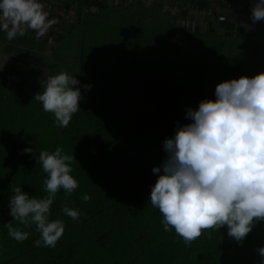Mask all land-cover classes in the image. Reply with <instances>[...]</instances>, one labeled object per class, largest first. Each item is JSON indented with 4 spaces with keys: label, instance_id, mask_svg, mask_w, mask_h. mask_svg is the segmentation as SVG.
<instances>
[{
    "label": "trees",
    "instance_id": "obj_1",
    "mask_svg": "<svg viewBox=\"0 0 264 264\" xmlns=\"http://www.w3.org/2000/svg\"><path fill=\"white\" fill-rule=\"evenodd\" d=\"M98 6H105L101 10L102 16L90 14L87 15L89 21L84 22L79 79L82 99L80 111L71 119L75 122L78 118H87L91 125L72 129L74 139L69 132L66 139L60 141L63 132L55 126L54 116L52 130L40 135L32 132L35 118L28 117L27 111L7 109L0 112V264L21 262L22 259L31 261L29 264H133L136 255L133 250L129 251L128 244L132 239H140L132 237L139 234L149 216L145 211L149 208L154 211L150 193L158 175L163 174L162 171L153 174L152 169L159 168L167 158L163 142L174 137L170 133L169 116L177 112L182 117L180 121L190 124L192 121L186 119L187 110H197L204 100L215 101L218 84L264 73V21L256 22L258 32L253 41H245L229 35V30L233 29L232 21L221 25L225 34H201L198 27L193 31L187 27L189 23L184 14L162 15L153 6L138 3L130 9L134 18L128 19L122 7L110 9L105 3ZM207 6L208 2H198L199 8ZM178 19H183L184 24H176ZM168 22H174L175 26L171 27ZM60 23L52 38L70 35L67 27L72 26L64 25L62 19ZM156 40L172 47L168 49L172 62L167 61L158 69L145 52L147 47L154 52ZM132 56L135 58L129 59ZM139 58L148 61L147 71ZM83 85L92 87L85 91ZM24 89L20 90L24 96L38 93L34 86L28 85ZM34 102L39 109L40 103ZM147 105L152 111L144 108ZM159 105H166L170 111L165 115L155 112ZM138 118L143 121L139 122ZM121 123L130 126L126 132L127 147L138 159L131 164L124 163L121 170L110 169L104 164L107 159L116 158V155L108 154L114 136L118 135L111 134V130H116ZM154 125L159 128V133L153 137L150 130ZM57 147L65 154L73 155L74 162L81 167L76 171V166L71 165L70 175L79 186L70 197L63 193L62 199L75 204L74 209L80 212L79 219L73 220L63 212L58 217L57 214L49 217L50 221L61 219L65 225L64 234L55 248L34 246V241L40 238L35 225L26 228L13 222L21 231L30 232L27 240L17 242L9 237L4 227L12 220L8 207L9 197L13 194L11 190L21 187L23 193L33 196L44 178L38 162L39 153L44 150L52 153ZM25 148L33 151L25 153L27 165L24 168L28 169L23 171V168H17L15 156L20 157ZM85 194L90 196L87 202L82 199ZM55 200L57 203L58 199ZM153 224L151 226H155ZM218 230H204L199 239L217 246ZM227 233V229L221 231L222 239L231 244L234 238ZM37 253L41 258H36ZM30 254L34 257H27Z\"/></svg>",
    "mask_w": 264,
    "mask_h": 264
},
{
    "label": "clouds",
    "instance_id": "obj_2",
    "mask_svg": "<svg viewBox=\"0 0 264 264\" xmlns=\"http://www.w3.org/2000/svg\"><path fill=\"white\" fill-rule=\"evenodd\" d=\"M250 11L253 23L264 21V0H255ZM48 15L40 0H0V31L6 33L7 41L27 30L42 37L57 23ZM80 87L79 80L61 71L48 76L43 91L33 99L45 112L54 114L56 127L66 128L80 111ZM82 87L88 91L92 86ZM214 94L215 101L204 100L197 110H187L186 119L192 123L179 127L173 138L163 142L167 158L152 169L153 174H163L151 189V206L162 214L164 230L174 229L186 246L202 231L224 226L228 236L239 242L251 232L254 221H264V73L222 82ZM73 161L74 156L60 147L52 153H39L47 195L37 199L23 193L21 187L11 190L8 207L12 220L4 225L9 237L23 242L30 235L13 222L26 228L34 224L40 233L34 246L56 247L65 225L61 219L50 221V209L60 190L70 197L79 186L70 175ZM82 199L87 202L90 196L85 194ZM62 212L73 220L80 216L67 200ZM257 251L264 258V247Z\"/></svg>",
    "mask_w": 264,
    "mask_h": 264
},
{
    "label": "rangeland",
    "instance_id": "obj_3",
    "mask_svg": "<svg viewBox=\"0 0 264 264\" xmlns=\"http://www.w3.org/2000/svg\"><path fill=\"white\" fill-rule=\"evenodd\" d=\"M85 4L94 6V7H96L97 5V4H94L93 2L91 4L90 0L88 1V3L86 2ZM99 21L100 20H98L97 22ZM153 22H154L153 24L156 25V22L155 21ZM247 22L251 25L252 28H254L255 23L251 21L250 17L247 18ZM149 23L148 24L146 23V24L149 25ZM168 23L171 27L175 26L174 22L173 23L168 22ZM175 23L179 25V22L175 21ZM180 24L182 23L180 22ZM74 37H77L76 33L73 34V38ZM78 39H80L79 36L76 38V40ZM247 39L249 40V37H247ZM250 41H253V40L250 39ZM153 48H154V52H150L151 49L149 47L145 48V52L148 53V56L150 57L151 62L155 68L158 69L159 67H163L164 63H166L167 61L168 62L171 61L168 55V49H171L172 47L168 45L166 46L163 42L156 40ZM132 58H135V57L132 56L129 59H132ZM148 59L149 58H147V60ZM139 61L145 65L143 69H145L147 65H149L148 61H146L145 58H139ZM154 67H153V70H154ZM166 68L167 70L168 68L170 69V67H166ZM150 70H152V68H150ZM144 71H147V69H145ZM148 73L150 72L148 71ZM102 96H104V93H102ZM33 101L35 100L33 99ZM30 105H32V107H22L21 110L27 111L26 113H28L27 114L28 117L29 115H32V117L35 118L34 125L31 126V128L33 129L32 132L42 135L41 133H44L49 129L52 130L51 125H52L54 114L45 112L42 108L41 103L39 105L40 106L39 109H38V106L35 104V102L31 103ZM148 107L149 105L145 106L144 108L149 111H152V108L151 107L148 108ZM168 111H170L169 107H167L166 105L165 106L159 105V108H157L155 112L165 115ZM175 113L176 114H173V116L172 114L171 116H169V121H171L170 127L172 128L173 132H176V130L179 127L187 125L186 123L180 121L182 119L181 115H179V113L177 112ZM12 117H11V120L13 121ZM28 117H26V119H28ZM136 119L134 120L137 121ZM38 120L40 121L38 122ZM138 120L139 122L143 121L141 118H138ZM72 123H75L76 126H74ZM86 124L91 125V120L87 118L86 119L78 118L77 120H75V122L70 121L69 125L66 128L59 127V132L61 133L63 132L62 134L63 136L60 135V141L65 140L66 134H68L69 132H70V135L72 136L71 139H74L73 135L75 132L72 129L74 128L78 129L79 127H83V126L86 127L87 126ZM156 126L157 125H154L153 130H150V135L153 137L155 136V133H159V128ZM129 128H130L129 124L121 123L119 127H117L116 130H113V129L111 130V134L115 135V133H118V135L114 136V142L110 150L111 152L108 155H111L112 153L113 155H116V158L107 159L105 161L106 164L102 162V164L106 165L107 168H110V169L117 168L121 170V168L122 167L124 168L125 166L124 163L131 164V162H133L134 159H138L137 155H135L133 151L127 147L129 143H128V136L126 135V132L129 130ZM54 129L55 128H53V130ZM172 131H170V133L174 136V133ZM105 136L107 137L108 133ZM121 137H122V140H121ZM17 145H14V146H17ZM20 154H21L20 157L15 156L17 163H18L17 168H23L22 170L24 171V169L25 170L28 169V167L24 168V166L27 165L26 164L27 160L25 156L26 154L25 152L20 153ZM22 159L26 161H21ZM86 164H88V162H86ZM71 165L76 166L74 167L76 171L81 170V167H79L78 162L75 163L73 161ZM137 165H139V163ZM72 171H73V167H72ZM45 178H46V174L44 173V178H42V184L38 183V187L35 188V193H33V196L28 194L29 197L31 196L33 198L35 197L39 199V197L43 198L44 196L47 195L43 190V181ZM40 181L41 179H39V182ZM87 187L88 189L91 188L90 186H87ZM63 193H64L63 190H60L57 193L55 199H58V202L56 203V200L54 199L53 204L51 205V209H50V213H51L50 216L54 217V215L57 214V216L56 215L55 216L58 217V214L60 215L62 213V208L66 201V200L64 201L62 200ZM67 203L70 208H73V209L75 208V204H70L69 202ZM146 212L147 213L149 212V216L146 218L143 224L141 223L142 228L139 234L137 233V235L132 237V238L137 237L140 239L134 240V241L132 239L131 242H129L128 244L129 251L131 250L132 252L133 250V253H135L136 255L133 259L134 261L133 264H262V260H264V258H262L257 251L259 248L264 247V221H254L251 232L248 233V235L242 241H239V242L234 239L232 240L231 244L230 243L226 244L227 242L223 241L222 239L223 237L221 236V231H224L225 229H227V227L224 226L220 228V230H218L220 231V233L218 234L219 244H217V246L214 243L211 245L210 243L207 244L204 241H201L199 239L200 237L194 240L190 245L186 246L183 239L175 233L174 229L167 231V232L164 230L161 224V220L163 219V217L158 209L154 208V211H152V209L149 208L148 211L147 210L145 211V214ZM153 222L155 223V226H151V224L154 225ZM44 253L45 252H43V255H45ZM35 256L36 258H39V257L41 258V256L38 253ZM27 257H34V255L30 254V255H27ZM30 262L31 261H26L25 259L24 260L22 259L21 262L16 260L15 263H10L8 261L7 264H29Z\"/></svg>",
    "mask_w": 264,
    "mask_h": 264
},
{
    "label": "crops",
    "instance_id": "obj_4",
    "mask_svg": "<svg viewBox=\"0 0 264 264\" xmlns=\"http://www.w3.org/2000/svg\"><path fill=\"white\" fill-rule=\"evenodd\" d=\"M88 1L82 0L80 2L82 5H79L78 1H74L69 12L71 15L69 24L72 27H67L70 29V35L67 37L60 36L52 39L36 40L30 36L18 35L14 40L7 41L6 33L0 31V112H4L7 109L20 112L22 107H32L30 104L34 103V95L30 96L27 94L24 96V93L21 94L20 90H25L24 88L30 85L34 86V88L36 87V91L41 92L43 91V81L50 75L65 71L77 80L80 79L83 57L81 43L83 28H86L84 24L87 22L85 20L89 21L87 17L90 14L102 16L101 10L105 7L86 5L85 3H88ZM254 3L255 0H251L250 6L248 5L244 9L236 12L233 10L226 12L224 22L206 18L197 23H189L187 27L192 31L195 27H198V32L201 34L214 32L225 34V30L221 28V25L232 21L234 23L233 29L229 30L228 33L233 39L246 41L248 40L247 37H249L248 41L250 39L253 40L255 38L254 34L256 35L258 32L257 25L255 23L254 28H252L245 19L250 17V10ZM117 4L116 1L106 3V7L115 9L118 7ZM136 4L138 3L123 9V13L128 19L133 18L130 15V9L134 8ZM243 14H245L244 19L242 18ZM80 19H84V21L82 22ZM176 21L179 22V25L180 22L184 24L179 19ZM74 33L80 39L76 40L77 37L73 38Z\"/></svg>",
    "mask_w": 264,
    "mask_h": 264
},
{
    "label": "built area",
    "instance_id": "obj_5",
    "mask_svg": "<svg viewBox=\"0 0 264 264\" xmlns=\"http://www.w3.org/2000/svg\"><path fill=\"white\" fill-rule=\"evenodd\" d=\"M75 0H40L44 4V10L48 12V19H55L57 23L50 27L47 33L38 37L33 30H27L24 36H30L36 40L51 39L55 33V29L59 27L60 19L64 25L70 22L71 15L69 14ZM79 3L82 0H76ZM91 3H111L116 1L118 7H128L134 3H144L153 6L158 13L162 15H176L177 13L184 14L188 23H196L204 18H211L218 21L226 19V12L233 10L234 12L250 6L251 0H203L208 2V6L204 8L198 7L200 0H90ZM80 5H82L80 3ZM67 9L69 12H67ZM245 18V14L242 15ZM59 19V20H58ZM247 20V19H245ZM183 21V19H181ZM60 23V24H59ZM23 36V35H20Z\"/></svg>",
    "mask_w": 264,
    "mask_h": 264
}]
</instances>
